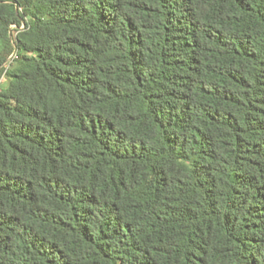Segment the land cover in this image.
I'll list each match as a JSON object with an SVG mask.
<instances>
[{
	"label": "trees",
	"instance_id": "1",
	"mask_svg": "<svg viewBox=\"0 0 264 264\" xmlns=\"http://www.w3.org/2000/svg\"><path fill=\"white\" fill-rule=\"evenodd\" d=\"M12 54L0 264H264V0H0Z\"/></svg>",
	"mask_w": 264,
	"mask_h": 264
},
{
	"label": "built area",
	"instance_id": "2",
	"mask_svg": "<svg viewBox=\"0 0 264 264\" xmlns=\"http://www.w3.org/2000/svg\"><path fill=\"white\" fill-rule=\"evenodd\" d=\"M11 32H10V37L11 39H14V37L17 36L18 31L24 30L25 29V22L22 23V25L20 27H18L17 25H13L11 28ZM18 30V31H17ZM15 54H12L9 59L7 60V62L4 64V69L0 75V86L5 82L6 76H7V72L8 69L10 67V62L13 60Z\"/></svg>",
	"mask_w": 264,
	"mask_h": 264
}]
</instances>
